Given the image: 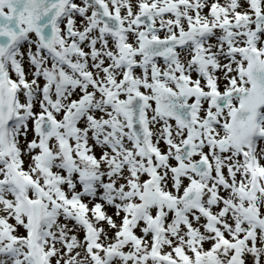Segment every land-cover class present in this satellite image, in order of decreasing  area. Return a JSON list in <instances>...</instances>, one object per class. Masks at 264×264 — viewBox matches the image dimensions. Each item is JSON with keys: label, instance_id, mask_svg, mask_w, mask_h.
Here are the masks:
<instances>
[{"label": "snow or ice", "instance_id": "6c2138e0", "mask_svg": "<svg viewBox=\"0 0 264 264\" xmlns=\"http://www.w3.org/2000/svg\"><path fill=\"white\" fill-rule=\"evenodd\" d=\"M0 264H264V0H0Z\"/></svg>", "mask_w": 264, "mask_h": 264}]
</instances>
